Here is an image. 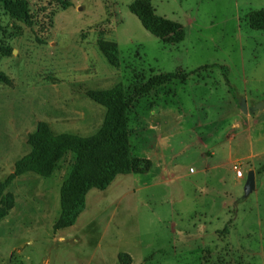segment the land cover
Instances as JSON below:
<instances>
[{"label":"rangeland","instance_id":"rangeland-1","mask_svg":"<svg viewBox=\"0 0 264 264\" xmlns=\"http://www.w3.org/2000/svg\"><path fill=\"white\" fill-rule=\"evenodd\" d=\"M60 1L68 6L27 0L31 25L0 5V46L10 49L0 51V182L40 122L53 134L100 129L105 108L86 91L121 85L133 95L158 74L184 79L133 99L130 152L149 170L90 190L73 226L53 230L71 152L49 177L10 183L0 264H119L121 252L131 264H264V31L247 22L264 0H150L183 26L178 44L144 30L133 0ZM100 38L117 44V67Z\"/></svg>","mask_w":264,"mask_h":264},{"label":"trees","instance_id":"trees-1","mask_svg":"<svg viewBox=\"0 0 264 264\" xmlns=\"http://www.w3.org/2000/svg\"><path fill=\"white\" fill-rule=\"evenodd\" d=\"M57 1L62 4V8L68 6L67 1ZM0 5L15 20L26 25L32 24L27 0H0ZM127 9L139 20L144 30L162 43L178 44L184 40L183 26L157 15L150 0H133ZM247 22L250 28L264 31V9L251 11ZM97 46L110 65H119L116 43L100 38ZM0 51L10 53V49L1 46ZM177 79H184V76L176 73L155 75L135 89L133 95H129L121 85L108 90L86 91L90 100L105 108L102 125L92 136L53 134L46 123L40 122L27 138L29 153L20 158L14 164L13 172L0 182V219L12 207V196L4 194V191L16 177L27 172L49 177L57 162L68 152L73 154L74 162L60 187V213L53 224L54 231L69 228L76 223L85 209L86 195L90 190L104 191L118 175L147 173L150 163L132 157L130 152L128 111L134 98ZM0 83H8L7 76L1 71ZM117 260L119 264H131V257L127 253H119Z\"/></svg>","mask_w":264,"mask_h":264},{"label":"built area","instance_id":"built-area-1","mask_svg":"<svg viewBox=\"0 0 264 264\" xmlns=\"http://www.w3.org/2000/svg\"><path fill=\"white\" fill-rule=\"evenodd\" d=\"M237 176H238L239 178H241V172H240V171L237 172Z\"/></svg>","mask_w":264,"mask_h":264},{"label":"water","instance_id":"water-1","mask_svg":"<svg viewBox=\"0 0 264 264\" xmlns=\"http://www.w3.org/2000/svg\"><path fill=\"white\" fill-rule=\"evenodd\" d=\"M248 181H249V182L251 181V177H249Z\"/></svg>","mask_w":264,"mask_h":264}]
</instances>
